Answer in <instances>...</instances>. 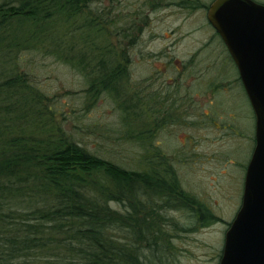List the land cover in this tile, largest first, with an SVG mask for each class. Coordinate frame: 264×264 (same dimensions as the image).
Listing matches in <instances>:
<instances>
[{
	"label": "rangeland",
	"instance_id": "374dc122",
	"mask_svg": "<svg viewBox=\"0 0 264 264\" xmlns=\"http://www.w3.org/2000/svg\"><path fill=\"white\" fill-rule=\"evenodd\" d=\"M125 2L90 0L101 11L87 17L93 24L82 30L83 36H96L99 31V42L105 43L101 51L112 52L124 70L121 83L135 95L127 100L131 128L143 135L141 139L148 142L150 118L166 122L157 128L152 120L151 144L154 152L168 157L172 178L180 187L176 188L187 196L184 200L179 191L165 192L172 182L162 180L160 191L144 189L140 200L146 206L151 201L153 213H147L148 218L161 242L172 247L170 264H218L224 234L241 204L245 168L254 146L253 112L237 81V70L201 13L194 11L192 19L183 21L152 16L138 35L127 38ZM85 24L77 19L79 27ZM165 30L181 37H159ZM163 45L172 46V61L191 58L193 66L175 69L173 64L158 63L166 61L159 59ZM14 64L15 72L26 74L48 99L44 104L51 111H46V124L60 127L71 141L123 169L139 170L140 142L118 134L121 112L109 94L88 95L84 75L40 51L18 52ZM176 104L193 113V125L175 122L181 118L174 112ZM111 207L120 209L115 203Z\"/></svg>",
	"mask_w": 264,
	"mask_h": 264
},
{
	"label": "trees",
	"instance_id": "16d2710c",
	"mask_svg": "<svg viewBox=\"0 0 264 264\" xmlns=\"http://www.w3.org/2000/svg\"><path fill=\"white\" fill-rule=\"evenodd\" d=\"M85 2L0 0V264H170L172 247L148 218L153 207L140 200L164 180L146 170V142L131 128L127 100L134 94L121 83L124 70L112 52H102L99 31L83 36L93 24L83 15ZM77 19L86 24L79 27ZM21 51L53 56L84 75L88 95L113 98L121 112L118 134L140 142L139 170L123 169L46 124L48 99L15 72ZM169 181L165 192L187 199Z\"/></svg>",
	"mask_w": 264,
	"mask_h": 264
},
{
	"label": "water",
	"instance_id": "95a60500",
	"mask_svg": "<svg viewBox=\"0 0 264 264\" xmlns=\"http://www.w3.org/2000/svg\"><path fill=\"white\" fill-rule=\"evenodd\" d=\"M208 20L235 64L255 119L241 206L225 233L218 264H264V5L216 0Z\"/></svg>",
	"mask_w": 264,
	"mask_h": 264
},
{
	"label": "flooded vegetation",
	"instance_id": "af4514ba",
	"mask_svg": "<svg viewBox=\"0 0 264 264\" xmlns=\"http://www.w3.org/2000/svg\"><path fill=\"white\" fill-rule=\"evenodd\" d=\"M115 1L118 3L120 0H115ZM215 1L216 0H126V2L124 4H126L128 7L129 15H128L127 22H129V24L127 25V31L124 33V36H126L127 38L133 37L134 33H136L141 26L145 25L147 21L151 20L152 16H154V17L159 16V20L162 19V17H160V16H164L165 19H168V18L173 19L174 17H176V18H174L175 20L183 21V20L192 19L191 17L194 15V11L199 12V13H201L202 20L205 21L206 25L212 29L215 37L219 40V42L223 48V51L225 52L230 64L233 67H235V64H234L233 60L231 59L223 41L221 40L220 36L214 30V28L211 26V24L209 23V20H208L209 9ZM251 1H253L256 4L264 5L263 3L258 2L257 0H251ZM92 7H94L95 9H93ZM100 11H101L100 8L98 9L97 6H94V4L92 5L90 3V0H86V2L84 3V7L82 8V12L84 14V17H86L85 20L86 19L88 20L90 14L93 16H96L97 14H95V12L100 13ZM92 13H94V14H92ZM115 21H116V19H115ZM87 26H89V24ZM119 32H120V30H118V33ZM137 35H138V32H137ZM158 36L163 37L164 39H169L170 37H173L176 35H174V33L171 31L165 30V31L160 32V34H158ZM176 37H181V36L177 35ZM169 48H172V46L166 47V45L165 46L163 45V50L159 52L161 54L159 59L160 58L166 59V61L158 62V63H160L161 65L173 64V65H175L174 66L175 69H178L179 67L180 68H188V67L193 66L192 62H190L191 58L186 60V61H178V60L172 61L173 58L170 56L171 52H169V50H171V49H169ZM235 69H236V67H235ZM237 74H238V72H237ZM237 81L239 82V84L242 87L239 76H238ZM148 97H149V100H151L152 94L148 93ZM165 102H167V101H165ZM174 108H175L174 112L179 113V115L181 117L180 120L175 121L176 123H179L181 121V122L185 123L186 126L188 124H192V125L194 124V115L192 112L189 113L186 109H184V110L179 109L177 104ZM170 115L171 114L168 113V116H170ZM253 117H254V115H253ZM157 119L158 120L154 119L153 117H152V119L150 118L148 126L152 128V120H153V122L157 123V125H156L157 128L164 126L163 124L166 122L163 121L162 118L160 119V117H158ZM182 120H184V121H182ZM254 121H255V119H254ZM175 122L171 121V124L175 125L176 124ZM156 126H154V127L156 128ZM151 128H149L147 131L149 138H148V142L146 143V153H145L146 170L149 174H157L158 178L160 180H164V181L171 180L172 177H174V176H172L173 171L170 168V162L168 160V157H166V155L161 153L160 151H157V150H156V152L153 151L154 148L151 144L150 138L152 137V135L155 132ZM253 141H254V146H255V139ZM254 146H253V149H254ZM253 149H252V152H253ZM247 165H248V163H247ZM246 168H247V166H246ZM246 168H245V172H246ZM244 177H245V173H244ZM243 183H244V179H243ZM242 192H243V189H242ZM241 198H242V196H241ZM150 202L151 201H149V200L147 201L148 207L151 206ZM175 202L176 201H174V203ZM240 206H241V204H240ZM239 209H240V207H239ZM237 212H236V214H237ZM236 214H235V216H236ZM235 216H234V218H235ZM230 224H229V226H230ZM224 236H225V234H224ZM223 242H224V240H223Z\"/></svg>",
	"mask_w": 264,
	"mask_h": 264
}]
</instances>
